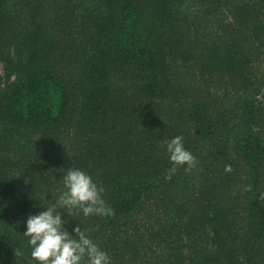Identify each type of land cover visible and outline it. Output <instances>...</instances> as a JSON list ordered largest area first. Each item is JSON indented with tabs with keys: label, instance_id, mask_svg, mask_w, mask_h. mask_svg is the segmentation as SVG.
I'll return each mask as SVG.
<instances>
[{
	"label": "trees",
	"instance_id": "trees-1",
	"mask_svg": "<svg viewBox=\"0 0 264 264\" xmlns=\"http://www.w3.org/2000/svg\"><path fill=\"white\" fill-rule=\"evenodd\" d=\"M2 66L0 264H36L68 168L113 214L66 228L110 264H264V0H0Z\"/></svg>",
	"mask_w": 264,
	"mask_h": 264
},
{
	"label": "clouds",
	"instance_id": "clouds-1",
	"mask_svg": "<svg viewBox=\"0 0 264 264\" xmlns=\"http://www.w3.org/2000/svg\"><path fill=\"white\" fill-rule=\"evenodd\" d=\"M169 159L175 165H191L194 157L183 143L182 136L165 142ZM64 191L55 203L26 220L24 236L31 249V258L36 264H110L108 253L102 250L80 226L67 230L64 214L76 209L87 217L110 216L113 210L102 198L104 188L98 186L92 176L78 168H68L62 178ZM66 210V211H61Z\"/></svg>",
	"mask_w": 264,
	"mask_h": 264
},
{
	"label": "rangeland",
	"instance_id": "rangeland-1",
	"mask_svg": "<svg viewBox=\"0 0 264 264\" xmlns=\"http://www.w3.org/2000/svg\"><path fill=\"white\" fill-rule=\"evenodd\" d=\"M5 86V74L3 66L0 68V88H4Z\"/></svg>",
	"mask_w": 264,
	"mask_h": 264
}]
</instances>
